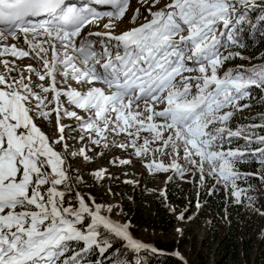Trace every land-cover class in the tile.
Masks as SVG:
<instances>
[{
  "label": "snow or ice",
  "instance_id": "obj_1",
  "mask_svg": "<svg viewBox=\"0 0 264 264\" xmlns=\"http://www.w3.org/2000/svg\"><path fill=\"white\" fill-rule=\"evenodd\" d=\"M257 32L264 0H0V57L19 61L0 59V264H144L157 252L87 190L89 152L119 149L113 164L135 157L169 183L211 181L209 196L223 189L264 216L250 194L264 190V113L238 115L264 104V62H251L264 56L244 54Z\"/></svg>",
  "mask_w": 264,
  "mask_h": 264
},
{
  "label": "rangeland",
  "instance_id": "obj_2",
  "mask_svg": "<svg viewBox=\"0 0 264 264\" xmlns=\"http://www.w3.org/2000/svg\"><path fill=\"white\" fill-rule=\"evenodd\" d=\"M261 62L264 61L258 59L252 63ZM239 63L241 61L238 59L228 62L225 64V68L234 67ZM244 64L247 65L248 63ZM2 70L3 67H0V71ZM260 109L264 110V107L262 106ZM254 110L251 107L238 115H250ZM64 122L66 124L73 123L68 119H65ZM99 151L100 149L97 148L96 152ZM89 155H93L94 159L85 167L84 179L89 181L87 190L96 198V201L98 203L119 205L122 209L121 213L119 215L113 214L111 218L120 223L128 222L130 233L143 243L156 247V242L159 240L164 244L174 242L175 245L171 251H162V253L173 255L174 252L179 251L184 258V260H180L183 264H185V261L186 264H216V244L223 236L227 225L238 226L236 228L248 236H259L264 228V216L259 213H250L243 208L237 209L231 204V209H227V220L222 218L225 211L214 217L209 213H202V208L197 209L196 207L197 196L192 197L195 202L194 206H191L189 200L192 199V191L198 193L199 190L206 187L210 188L212 186L211 181L206 187L198 188L190 182L187 185L185 182L175 179L176 183L183 182L186 184L185 191L181 194L179 201H176L175 204H168L170 209H176V214L174 215L170 210L167 215L169 217H165L157 211L152 197L164 193L168 183L167 177L171 173L151 175L148 173L144 162L135 157H132V163L129 165H120L118 161L113 164L111 162L113 157L127 158V153L116 148L107 151L103 156H96L92 152H89ZM96 169L106 170L105 175L99 181H93L90 175ZM188 179L191 180V177H188ZM125 180L133 181V183H124ZM239 183L241 187L247 186L243 181ZM251 183L254 186L258 185V179H256V182L251 180ZM250 194L261 196L260 202H264V190L256 188L255 192ZM256 206L259 207V203ZM185 211L187 216H191L192 219L189 221L186 216L183 221L178 220L179 214ZM135 215L138 217L137 222L133 218ZM164 218H175L176 220L175 225L168 231H163L160 228L161 220ZM165 220L167 221V219ZM185 238L187 240L184 241ZM176 258L179 260L178 257Z\"/></svg>",
  "mask_w": 264,
  "mask_h": 264
},
{
  "label": "trees",
  "instance_id": "obj_3",
  "mask_svg": "<svg viewBox=\"0 0 264 264\" xmlns=\"http://www.w3.org/2000/svg\"><path fill=\"white\" fill-rule=\"evenodd\" d=\"M253 40H256L257 43L253 44ZM248 44L249 49L244 53L246 56L256 57L257 54L264 56V37H260L259 32L253 36L252 40H248ZM255 60H258V58H254L251 62ZM244 63H249V61H244ZM262 106L264 107V104L253 102L252 107L255 109L254 112L250 115H243L240 117H255L260 113H264V110L260 109ZM238 122L258 123V121L233 120L232 126L235 127ZM238 167H240L242 171L252 172L257 169L259 165L255 163H248L241 164ZM176 182L177 181L175 179L170 183L168 182L164 193L152 197L154 205L157 207V211L162 213L165 217H169L167 215L170 213L168 204H175L176 201H179L181 199V194L185 191V185L187 183ZM252 182H256V179H253ZM198 192L201 208L203 210L202 213H209L212 217H214L215 215L224 212L225 209H231L228 197L225 195L223 189H218L217 192L211 196L208 195V187L203 190H199ZM192 193L193 196L191 195V198L197 196L195 191H192ZM194 202V198L189 200L191 206H194ZM135 216H133V218L134 221L137 222L138 217ZM165 219H167V221ZM175 221V218H164L161 220V230H170L175 225ZM236 227L238 228V226L227 225L223 236L220 238V241L217 242L216 264H264V228L259 236H248ZM185 240H187V238H185L184 241ZM174 245V242L164 244L159 240L156 242L157 252L142 251L140 253V259L144 262V264H183V262L178 260L174 255H166L162 253V251H171ZM116 247H120V244H116Z\"/></svg>",
  "mask_w": 264,
  "mask_h": 264
}]
</instances>
